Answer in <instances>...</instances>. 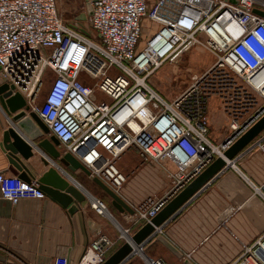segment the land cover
<instances>
[{"label": "built area", "instance_id": "1", "mask_svg": "<svg viewBox=\"0 0 264 264\" xmlns=\"http://www.w3.org/2000/svg\"><path fill=\"white\" fill-rule=\"evenodd\" d=\"M164 3L148 9L147 0H93L92 15L82 26L65 22L58 0H0V85L20 94L27 115L41 120L62 154L73 155L117 195L127 181L117 162L127 151L142 163L174 167L164 196L148 197L132 208L130 228L149 223L264 115L258 88L264 76V18L252 12L258 0H181L169 21L160 18ZM143 18L160 27L138 49ZM193 48L209 53L212 63L166 101L146 81L165 62L175 63ZM47 72L52 79L45 88ZM96 92L106 98L98 99ZM211 101L230 122L229 135L218 144L209 139ZM253 148L264 153V136L252 142ZM0 196L16 204L44 193L35 179L25 182L0 173ZM91 208L107 216L102 201L94 199ZM130 228L122 234L127 237ZM262 239L244 248L234 264H264ZM112 245L99 236L78 264H102ZM145 264L164 262L148 258Z\"/></svg>", "mask_w": 264, "mask_h": 264}, {"label": "crops", "instance_id": "2", "mask_svg": "<svg viewBox=\"0 0 264 264\" xmlns=\"http://www.w3.org/2000/svg\"><path fill=\"white\" fill-rule=\"evenodd\" d=\"M159 1L162 0H147V8ZM164 1L160 18L169 21L174 19L181 0ZM256 8L264 10V0H258ZM159 27V24L143 18L138 48L142 40L145 39L146 43ZM213 110V114L208 112V104V126L215 127L219 120H223L228 129L223 136L217 133L209 138L218 144L229 135L230 122L214 101ZM9 123V117L0 107V144ZM263 136L264 133L254 141ZM250 145L159 228L158 235H162L183 255V259L192 264H234L244 248L264 239V201L261 197V193L264 194V153L258 148L250 149ZM42 158L45 156L36 154L24 162L37 181L49 169L43 165ZM121 159L117 166L127 176V181L118 195L131 209L148 197H162L169 191V173L174 170L171 163L132 160L129 164H120ZM0 173L14 175L1 147ZM67 173L84 197L74 214H69L67 209L46 195L40 199H21L16 204L0 196V264H63L65 261L66 264H78L86 248L99 236L113 242L108 258L145 225L130 228L131 215L114 209L111 199L93 182V177L80 170ZM94 199L106 205L107 216L93 211ZM129 228L126 237L122 230ZM158 235L123 264H145L147 258L160 259L164 264H184L183 259L175 257L157 240Z\"/></svg>", "mask_w": 264, "mask_h": 264}, {"label": "water", "instance_id": "3", "mask_svg": "<svg viewBox=\"0 0 264 264\" xmlns=\"http://www.w3.org/2000/svg\"><path fill=\"white\" fill-rule=\"evenodd\" d=\"M91 1L83 0L85 11L75 20L84 22L92 15ZM237 4V0H228ZM252 12L264 18V10L254 8ZM85 33V31H83ZM0 107L9 117V127L3 132L0 147L6 154L7 161L14 175L25 182L33 179L29 169L24 164L36 154L44 155L42 163L49 169L37 181L39 189L50 199L57 201L69 214L78 210V204L84 197L76 183L67 173L80 170L90 176L89 171L70 153L62 154L59 142L49 134L47 127L33 114L27 115L28 107L18 93L12 92V87L0 85ZM264 132V115L224 153L212 162L199 176L180 191L160 212L143 225L136 233L112 253L102 264H123L132 255L141 252L143 245L155 237L156 231L163 226L179 209H181L205 184L216 176L227 162H232L259 135ZM45 137V138H44ZM63 167V168H62ZM111 199V206L122 214H133L131 207L112 192L99 179H92ZM157 240L175 257L183 259V255L162 235ZM147 258V257H146ZM148 259V258H147ZM184 264H192L183 259Z\"/></svg>", "mask_w": 264, "mask_h": 264}, {"label": "rangeland", "instance_id": "4", "mask_svg": "<svg viewBox=\"0 0 264 264\" xmlns=\"http://www.w3.org/2000/svg\"><path fill=\"white\" fill-rule=\"evenodd\" d=\"M58 9L63 15V19L66 23H69V20H71L75 14L79 13L80 11L81 13L85 11L82 0H59ZM86 20L82 23V26H87V24H85ZM86 31L90 36V39L94 40V32H92L88 27ZM198 38L202 41H205V37L202 35H199ZM140 45V49L144 47L145 39L142 40ZM209 55L210 54L204 50L193 48L189 53L182 54L180 59H178L175 63L170 61L165 62L149 77L146 83L151 88L159 92L166 101H171L177 96V94H179L189 85L193 75L203 72L212 63L213 60L211 59L213 58H210ZM51 79L52 73L47 72L44 78L45 88L48 87L49 81ZM96 96L100 100H104L106 98L100 92H96ZM257 99L259 100V103H261V100L259 98ZM208 112H211L212 114L214 113L212 101L209 103ZM218 122L219 123L217 125L215 124V127L211 126V124L208 126L209 131L213 132L209 134V138H213L212 134L216 135L218 133L220 136H223L227 133L228 129L224 121L219 120ZM132 160H139V157L134 151L130 150L127 151L124 156H122L120 164H129V161Z\"/></svg>", "mask_w": 264, "mask_h": 264}, {"label": "bare ground", "instance_id": "5", "mask_svg": "<svg viewBox=\"0 0 264 264\" xmlns=\"http://www.w3.org/2000/svg\"><path fill=\"white\" fill-rule=\"evenodd\" d=\"M218 31H221L220 30V28H218ZM167 36H169L168 35V32L167 33H165ZM217 42H219L218 40H216ZM262 81H261V83H260V85H258V88H259V90L261 91V93L264 95V76L262 77V79H261Z\"/></svg>", "mask_w": 264, "mask_h": 264}]
</instances>
